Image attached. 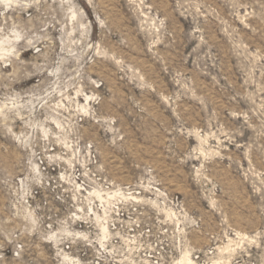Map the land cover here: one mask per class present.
I'll use <instances>...</instances> for the list:
<instances>
[{
  "label": "rangeland",
  "instance_id": "1",
  "mask_svg": "<svg viewBox=\"0 0 264 264\" xmlns=\"http://www.w3.org/2000/svg\"><path fill=\"white\" fill-rule=\"evenodd\" d=\"M0 40V264H62L89 168L177 199L193 260L264 264V0H0Z\"/></svg>",
  "mask_w": 264,
  "mask_h": 264
},
{
  "label": "built area",
  "instance_id": "2",
  "mask_svg": "<svg viewBox=\"0 0 264 264\" xmlns=\"http://www.w3.org/2000/svg\"><path fill=\"white\" fill-rule=\"evenodd\" d=\"M87 173L92 175L89 181L79 170L60 173V182L67 186L56 198L55 216L62 224L54 242L59 244L62 264H180L188 250L186 232L174 210L166 208L177 199H139V188H113L92 168ZM64 192L72 195L71 200ZM96 213L103 215L106 237L93 219ZM194 256L196 264H203L201 255Z\"/></svg>",
  "mask_w": 264,
  "mask_h": 264
},
{
  "label": "bare ground",
  "instance_id": "3",
  "mask_svg": "<svg viewBox=\"0 0 264 264\" xmlns=\"http://www.w3.org/2000/svg\"><path fill=\"white\" fill-rule=\"evenodd\" d=\"M6 1V0H5ZM9 1V0H8ZM2 3V2H1ZM5 3V2H4ZM2 43V41L0 40V44ZM0 50L2 51H7L6 48L3 47V45H0ZM94 194H96L98 197L101 196V193L100 191L98 190H94L93 192ZM102 197V196H101ZM139 198V197H138ZM141 199V198H139ZM97 215V214H96ZM104 223L105 225H103V229L106 230V232L108 233V229H107V225L105 223V221L103 220V215H100V223ZM99 223V222H98ZM101 223V224H102ZM99 230L101 231V236L102 237H106L107 234H103L102 230L100 229V226H99ZM53 237H54V233H53ZM180 264H196L195 261L192 259V257L190 256L189 252H185V254H183L182 258L180 259ZM214 264H219V261H215Z\"/></svg>",
  "mask_w": 264,
  "mask_h": 264
}]
</instances>
